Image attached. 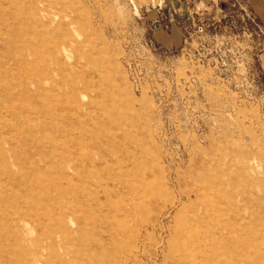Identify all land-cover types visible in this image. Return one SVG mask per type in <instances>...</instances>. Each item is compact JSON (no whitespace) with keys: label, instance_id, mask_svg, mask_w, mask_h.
<instances>
[{"label":"rangeland","instance_id":"obj_1","mask_svg":"<svg viewBox=\"0 0 264 264\" xmlns=\"http://www.w3.org/2000/svg\"><path fill=\"white\" fill-rule=\"evenodd\" d=\"M260 6L0 0V264H264Z\"/></svg>","mask_w":264,"mask_h":264},{"label":"crops","instance_id":"obj_2","mask_svg":"<svg viewBox=\"0 0 264 264\" xmlns=\"http://www.w3.org/2000/svg\"><path fill=\"white\" fill-rule=\"evenodd\" d=\"M251 2H252V0H250ZM255 1H257L258 2V4L260 3V7H262L263 8V10H264V0H255Z\"/></svg>","mask_w":264,"mask_h":264},{"label":"bare ground","instance_id":"obj_3","mask_svg":"<svg viewBox=\"0 0 264 264\" xmlns=\"http://www.w3.org/2000/svg\"><path fill=\"white\" fill-rule=\"evenodd\" d=\"M8 11V10H7ZM64 60V59H63ZM45 91V90H44Z\"/></svg>","mask_w":264,"mask_h":264}]
</instances>
